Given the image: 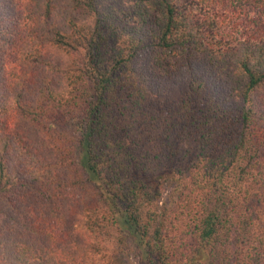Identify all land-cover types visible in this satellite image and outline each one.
Masks as SVG:
<instances>
[{"label":"trees","instance_id":"1","mask_svg":"<svg viewBox=\"0 0 264 264\" xmlns=\"http://www.w3.org/2000/svg\"><path fill=\"white\" fill-rule=\"evenodd\" d=\"M264 264V0H0V264Z\"/></svg>","mask_w":264,"mask_h":264},{"label":"rangeland","instance_id":"2","mask_svg":"<svg viewBox=\"0 0 264 264\" xmlns=\"http://www.w3.org/2000/svg\"><path fill=\"white\" fill-rule=\"evenodd\" d=\"M117 264H140L134 253H125L116 257Z\"/></svg>","mask_w":264,"mask_h":264}]
</instances>
